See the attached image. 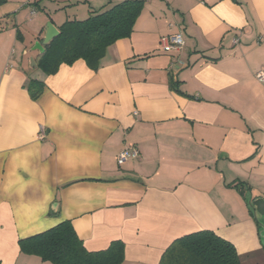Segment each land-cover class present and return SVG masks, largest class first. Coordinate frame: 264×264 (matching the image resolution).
I'll list each match as a JSON object with an SVG mask.
<instances>
[{
	"label": "crops",
	"instance_id": "obj_1",
	"mask_svg": "<svg viewBox=\"0 0 264 264\" xmlns=\"http://www.w3.org/2000/svg\"><path fill=\"white\" fill-rule=\"evenodd\" d=\"M121 1L0 0V264H52L18 241L64 220L88 251L120 241L121 264H158L200 230L264 264V0H145L96 69L30 65L47 21ZM177 32L184 49L164 52Z\"/></svg>",
	"mask_w": 264,
	"mask_h": 264
},
{
	"label": "trees",
	"instance_id": "obj_2",
	"mask_svg": "<svg viewBox=\"0 0 264 264\" xmlns=\"http://www.w3.org/2000/svg\"><path fill=\"white\" fill-rule=\"evenodd\" d=\"M145 0H123L101 10L92 11L85 19L67 20L59 34L37 58L38 68L53 74L60 64L83 59L96 69L109 45L128 37ZM41 80L29 79L26 88L35 99L43 90ZM19 250L52 264H121L123 244L113 241L108 248L88 251L75 233L70 221L35 235L19 239ZM158 264H240L233 244L209 230H200L173 240L162 253Z\"/></svg>",
	"mask_w": 264,
	"mask_h": 264
},
{
	"label": "built area",
	"instance_id": "obj_3",
	"mask_svg": "<svg viewBox=\"0 0 264 264\" xmlns=\"http://www.w3.org/2000/svg\"><path fill=\"white\" fill-rule=\"evenodd\" d=\"M239 41V37L235 36L233 38V43H237ZM161 49L164 52L168 53H175L179 54L183 49L185 45V40L184 36L180 33H173V34H168L160 37L159 40ZM255 78L262 82L264 81V69L257 70L255 72ZM43 130L41 131V135H43ZM138 149L136 147H129V148H124L120 150L117 154L116 161L117 164L120 165L127 161L128 159H134L138 157Z\"/></svg>",
	"mask_w": 264,
	"mask_h": 264
},
{
	"label": "water",
	"instance_id": "obj_4",
	"mask_svg": "<svg viewBox=\"0 0 264 264\" xmlns=\"http://www.w3.org/2000/svg\"><path fill=\"white\" fill-rule=\"evenodd\" d=\"M59 34V30L53 25L51 21H47L44 27V33L41 40H37L34 42L32 47L30 48L31 51H37L38 55H41L44 52V47L52 41L57 35ZM30 65L36 67L37 64L33 57L29 59ZM255 217V214L253 213ZM258 234L260 237V241L262 246L264 247V213L261 215L260 220H258Z\"/></svg>",
	"mask_w": 264,
	"mask_h": 264
},
{
	"label": "rangeland",
	"instance_id": "obj_5",
	"mask_svg": "<svg viewBox=\"0 0 264 264\" xmlns=\"http://www.w3.org/2000/svg\"><path fill=\"white\" fill-rule=\"evenodd\" d=\"M257 217H259V219L261 218V215L259 213H256Z\"/></svg>",
	"mask_w": 264,
	"mask_h": 264
}]
</instances>
